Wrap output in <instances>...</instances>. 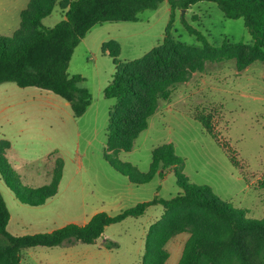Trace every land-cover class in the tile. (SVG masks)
<instances>
[{
    "label": "rangeland",
    "instance_id": "374dc122",
    "mask_svg": "<svg viewBox=\"0 0 264 264\" xmlns=\"http://www.w3.org/2000/svg\"><path fill=\"white\" fill-rule=\"evenodd\" d=\"M30 1L0 0V37L14 40L21 12ZM64 1L58 0L42 20L44 27H54L65 18ZM139 17L138 21L97 24L76 47L68 73L83 76V85L93 95L81 117H75L69 102L50 90L20 87L15 82L0 84V141L11 143L12 151L7 149L6 157L20 182L34 188L49 184L55 167L63 164L57 194L38 206L22 203L0 174V191L12 216L11 233L83 224L100 211L115 215L156 195L169 199L181 192L174 170L148 183L134 184L105 159L109 109L115 100L105 98L104 91L115 65L103 45L116 43L121 61L143 56L163 40L171 18L170 3L164 0ZM183 18L216 45L225 39L252 40L244 19L226 17L214 2L176 10L173 35L186 43H198L182 24ZM195 107L217 109L219 137L229 144L240 167L233 165L216 139L194 119L190 110ZM169 142L185 159L182 171L190 182L209 185L248 218L262 219L264 190L257 185L264 176V62L255 61L240 71L233 59L209 63L203 72H194L189 81L178 85L170 101L160 102L132 150L121 151L117 157L146 173L153 150ZM162 212L161 205L151 206L140 217L129 216L109 225L95 243L36 246L25 250L26 258L31 264H141L147 230ZM187 238L183 233L168 245L171 256L166 264H178Z\"/></svg>",
    "mask_w": 264,
    "mask_h": 264
},
{
    "label": "trees",
    "instance_id": "16d2710c",
    "mask_svg": "<svg viewBox=\"0 0 264 264\" xmlns=\"http://www.w3.org/2000/svg\"><path fill=\"white\" fill-rule=\"evenodd\" d=\"M57 1L31 0L21 12V25L14 40L0 37V84L15 82L20 87L50 90L69 102L75 117H81L91 105L93 95L83 85V76L68 73L76 47L95 25L138 21L140 13L156 9L164 0H65L61 3L67 8L65 18L54 27H44L42 20L52 13ZM202 1L216 3L228 18H243L251 42L225 39L216 45L185 18L182 24L198 43L177 39L172 33L176 10L189 9ZM168 2L171 18L163 40L143 56L121 61L116 43L103 45L115 65L104 91L105 98L115 100L109 109L105 159L134 184L148 183L156 175L164 177L168 170H174L181 192L169 199L156 195L115 215L100 211L85 224L71 222L52 231L15 235L8 230L11 213L0 191V264H21L23 251L36 246L95 243L109 225L129 216L140 217L154 205H161L163 212L147 230L141 264H166L171 255L168 245L183 233L188 238L178 264H264V217L248 218L243 210L219 198L209 185L190 182L182 171L185 159L176 154L172 142L153 150L146 173L117 157L121 151L132 150L160 102L170 101L178 85L189 81L194 72H203L209 63L233 59L240 71L255 61L264 62V0ZM214 111L217 109L207 107L190 110L233 165L240 167L229 144L219 137ZM10 147V141H0V174L16 197L22 203L38 206L56 195L63 176L62 162L55 167L49 184L25 186L7 160L6 150ZM258 182L257 188L264 190V176Z\"/></svg>",
    "mask_w": 264,
    "mask_h": 264
},
{
    "label": "crops",
    "instance_id": "0c3cea01",
    "mask_svg": "<svg viewBox=\"0 0 264 264\" xmlns=\"http://www.w3.org/2000/svg\"><path fill=\"white\" fill-rule=\"evenodd\" d=\"M251 66V65H250ZM7 151H12V147L9 149V150H7ZM11 219H12V216H11V218H10V221H9V224H8V230H9V225H10V222H11ZM89 220H87V221H85L83 224H85L86 222H88ZM57 229V228H56ZM54 230V229H53ZM10 231V230H9ZM52 231V230H51ZM14 234V233H13ZM15 235H23V234H15ZM25 252H27V251H23V253H22V260H21V264H31V262L26 258V254L27 253H25ZM171 256V255H170Z\"/></svg>",
    "mask_w": 264,
    "mask_h": 264
}]
</instances>
